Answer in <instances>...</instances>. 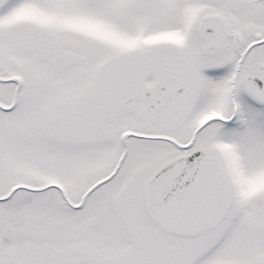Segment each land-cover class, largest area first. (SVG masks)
<instances>
[{
	"label": "snow or ice",
	"instance_id": "snow-or-ice-1",
	"mask_svg": "<svg viewBox=\"0 0 264 264\" xmlns=\"http://www.w3.org/2000/svg\"><path fill=\"white\" fill-rule=\"evenodd\" d=\"M0 264H264V0H0Z\"/></svg>",
	"mask_w": 264,
	"mask_h": 264
}]
</instances>
